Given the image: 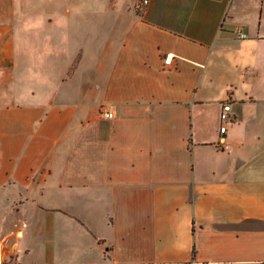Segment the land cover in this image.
Instances as JSON below:
<instances>
[{
    "label": "crops",
    "instance_id": "1",
    "mask_svg": "<svg viewBox=\"0 0 264 264\" xmlns=\"http://www.w3.org/2000/svg\"><path fill=\"white\" fill-rule=\"evenodd\" d=\"M138 2L0 0V264H264V0Z\"/></svg>",
    "mask_w": 264,
    "mask_h": 264
},
{
    "label": "built area",
    "instance_id": "2",
    "mask_svg": "<svg viewBox=\"0 0 264 264\" xmlns=\"http://www.w3.org/2000/svg\"><path fill=\"white\" fill-rule=\"evenodd\" d=\"M149 2V0H139L138 2V6L141 7L142 5H146ZM235 32L237 33L238 37L240 38H245L247 37V34L240 28H236ZM172 61V55H168L167 57H165L164 59V63L165 64H170ZM230 110H231V103L229 100H225L222 103V109H221V120H222V124L220 126V132L221 133H226L227 131V121L230 119ZM106 116L108 117H112L113 116V112L112 111H106L105 112ZM188 264H195V262H191Z\"/></svg>",
    "mask_w": 264,
    "mask_h": 264
},
{
    "label": "trees",
    "instance_id": "3",
    "mask_svg": "<svg viewBox=\"0 0 264 264\" xmlns=\"http://www.w3.org/2000/svg\"><path fill=\"white\" fill-rule=\"evenodd\" d=\"M138 10H140V7L138 8Z\"/></svg>",
    "mask_w": 264,
    "mask_h": 264
},
{
    "label": "rangeland",
    "instance_id": "4",
    "mask_svg": "<svg viewBox=\"0 0 264 264\" xmlns=\"http://www.w3.org/2000/svg\"><path fill=\"white\" fill-rule=\"evenodd\" d=\"M139 8V7H138Z\"/></svg>",
    "mask_w": 264,
    "mask_h": 264
}]
</instances>
